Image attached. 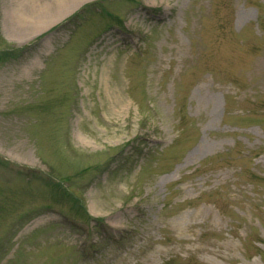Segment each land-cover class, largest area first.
Instances as JSON below:
<instances>
[{"label":"rangeland","instance_id":"obj_1","mask_svg":"<svg viewBox=\"0 0 264 264\" xmlns=\"http://www.w3.org/2000/svg\"><path fill=\"white\" fill-rule=\"evenodd\" d=\"M102 2L0 57V264H264V0Z\"/></svg>","mask_w":264,"mask_h":264},{"label":"bare ground","instance_id":"obj_2","mask_svg":"<svg viewBox=\"0 0 264 264\" xmlns=\"http://www.w3.org/2000/svg\"><path fill=\"white\" fill-rule=\"evenodd\" d=\"M23 0H20V2L22 3ZM26 1H30V0H24V2ZM80 1L83 0H55V2L57 3L55 6V10L53 11L52 14H48V16L50 17V20L45 21L43 24H46L49 21H52L53 19H56V17L66 11H68L71 7L75 6L76 4H78ZM57 7V8H56ZM21 10L17 9L16 10V14H15V18L13 19V24L14 26L19 29V27H21L22 25H24V23H26V18H23L20 15ZM35 12H43V10H34L33 13ZM40 22V25H42V20H38ZM42 31V30H41ZM39 33V32H36ZM35 34V33H34Z\"/></svg>","mask_w":264,"mask_h":264},{"label":"trees","instance_id":"obj_3","mask_svg":"<svg viewBox=\"0 0 264 264\" xmlns=\"http://www.w3.org/2000/svg\"><path fill=\"white\" fill-rule=\"evenodd\" d=\"M72 18H74V17H72Z\"/></svg>","mask_w":264,"mask_h":264}]
</instances>
